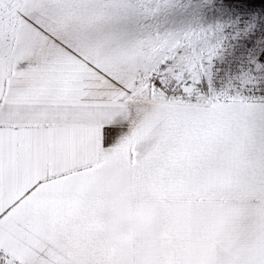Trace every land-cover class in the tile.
Wrapping results in <instances>:
<instances>
[{
    "label": "snow or ice",
    "instance_id": "1",
    "mask_svg": "<svg viewBox=\"0 0 264 264\" xmlns=\"http://www.w3.org/2000/svg\"><path fill=\"white\" fill-rule=\"evenodd\" d=\"M0 264H264V0H0Z\"/></svg>",
    "mask_w": 264,
    "mask_h": 264
}]
</instances>
